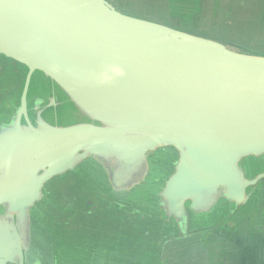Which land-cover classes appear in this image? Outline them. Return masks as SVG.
I'll use <instances>...</instances> for the list:
<instances>
[{"label": "water", "instance_id": "water-1", "mask_svg": "<svg viewBox=\"0 0 264 264\" xmlns=\"http://www.w3.org/2000/svg\"><path fill=\"white\" fill-rule=\"evenodd\" d=\"M229 45L106 0H0V70L23 72L0 115V264L31 247L49 264H234L229 239L264 238L249 166L264 163V55ZM68 106L80 121L51 122ZM160 167L153 205L126 203Z\"/></svg>", "mask_w": 264, "mask_h": 264}, {"label": "rangeland", "instance_id": "rangeland-1", "mask_svg": "<svg viewBox=\"0 0 264 264\" xmlns=\"http://www.w3.org/2000/svg\"><path fill=\"white\" fill-rule=\"evenodd\" d=\"M106 1L124 14L162 23L173 28L185 27L187 32L197 36L218 41L226 46L234 44L243 48L244 52L248 54L264 55V0H182L177 4L171 0ZM178 22L183 24L178 25ZM203 28L209 29L203 30ZM231 48L237 50L235 47L231 46ZM22 78L23 72L7 63L0 70V115L3 117L7 112L13 111L12 105L17 95L14 88L19 89ZM33 87L34 82L30 86L29 97L35 93ZM50 120L55 124L67 126L80 121V117L75 115L72 106H68V109H59L57 115ZM249 166L251 170L259 171L264 168V163L262 160H254L249 163ZM165 176L163 167H160V171L152 168L149 178L141 187L142 189L132 195L129 194L126 203L129 201L132 206L138 205L142 207L141 209H148L153 204L147 199L150 194L155 192L150 190V185L158 187L156 184L153 185L155 180L160 181ZM86 186L91 187L90 185ZM90 193L96 195L95 200L104 202L101 207L108 205L106 204L105 191L99 195L93 191H89ZM69 196H77V194H69ZM142 198L146 201L136 202ZM53 205L54 203L51 204V206ZM250 211L251 206H248L240 210V213L245 214ZM54 260H56L55 253L53 264H55ZM80 260L75 261L79 262Z\"/></svg>", "mask_w": 264, "mask_h": 264}, {"label": "flooded vegetation", "instance_id": "flooded-vegetation-1", "mask_svg": "<svg viewBox=\"0 0 264 264\" xmlns=\"http://www.w3.org/2000/svg\"><path fill=\"white\" fill-rule=\"evenodd\" d=\"M178 25H180L181 24V22H178L177 23ZM183 24V23H182ZM181 24V25H182ZM206 29H209V28H203V30H206ZM243 238V241L244 242H249V244L251 245L252 244V242L253 243H256V246H253L254 248L256 247V255H257V259L258 260H260V263L261 264H264V255H263V252L261 251V250H263L264 251V238L263 237H249V236H247V237H242ZM231 239H233V240H236L237 238H235V237H233V238H231ZM231 239H229V242H231ZM240 239V238H239ZM232 243V242H231ZM230 243V244H231ZM106 243H103V244H101V249H103V246L105 245ZM94 245H96V244H93L92 246H91V249L94 247ZM99 249V248H98ZM95 250H97V249H95ZM39 252H41V251H39ZM260 252H262V253H260ZM259 253H260V255H259ZM233 255H234V264H237V262H236V255L237 254H235L234 252H233ZM259 255V256H258ZM108 257L109 256H106V255H104L103 253H101L100 254V258H99V260H97V261H95V263H98V264H110L111 263V260L110 259H108ZM40 260H42V261H40ZM35 261H37L38 262V264H49L48 262H45L44 263V260L42 259V256H40V254H37V253H35V250H34V248L33 247H31V250H30V252L28 253V258H27V263L26 264H34V262ZM246 264H247V262H246Z\"/></svg>", "mask_w": 264, "mask_h": 264}, {"label": "trees", "instance_id": "trees-1", "mask_svg": "<svg viewBox=\"0 0 264 264\" xmlns=\"http://www.w3.org/2000/svg\"><path fill=\"white\" fill-rule=\"evenodd\" d=\"M174 4H177V2H181L182 0H171ZM177 29L184 30L186 31L185 27H178ZM232 242V243H231ZM231 247H232V252H234L236 255V262L237 264H261L260 260L257 259L256 255V247L254 248L253 246H256V243H253L250 245L249 242H244L243 238L233 240L231 239ZM264 255V251L261 250ZM260 252V253H262ZM259 253V255H260ZM258 255V256H259Z\"/></svg>", "mask_w": 264, "mask_h": 264}, {"label": "clouds", "instance_id": "clouds-1", "mask_svg": "<svg viewBox=\"0 0 264 264\" xmlns=\"http://www.w3.org/2000/svg\"><path fill=\"white\" fill-rule=\"evenodd\" d=\"M111 71L113 72L114 75H117V76L123 75V73L117 68L111 69Z\"/></svg>", "mask_w": 264, "mask_h": 264}]
</instances>
